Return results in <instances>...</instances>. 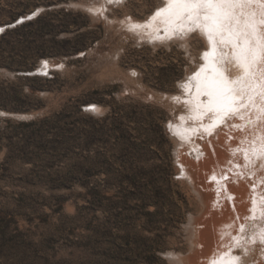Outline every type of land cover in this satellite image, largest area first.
I'll list each match as a JSON object with an SVG mask.
<instances>
[{
	"label": "rangeland",
	"instance_id": "374dc122",
	"mask_svg": "<svg viewBox=\"0 0 264 264\" xmlns=\"http://www.w3.org/2000/svg\"><path fill=\"white\" fill-rule=\"evenodd\" d=\"M162 1L122 0L97 14L87 5L103 0H0V25L47 12L0 40V264H190L206 259L209 225L215 244L229 237L238 218L223 225L231 215L208 177L240 151L219 144L222 167L170 129L185 110L172 97L207 41L195 30L154 41L125 23ZM27 50L48 56L33 69L6 65L29 60ZM43 60L53 63L47 74L28 73ZM14 91L28 110L12 109ZM177 152L197 166L194 180Z\"/></svg>",
	"mask_w": 264,
	"mask_h": 264
},
{
	"label": "bare ground",
	"instance_id": "6f19581e",
	"mask_svg": "<svg viewBox=\"0 0 264 264\" xmlns=\"http://www.w3.org/2000/svg\"><path fill=\"white\" fill-rule=\"evenodd\" d=\"M164 3L165 0H163L158 7H163ZM108 5L109 2L103 0V2L93 3L87 6L91 8V11L97 14H105V7L107 8ZM157 8L153 10L145 20H135L132 17H129L130 19L128 20L125 19L126 25L130 29L132 24L147 25ZM33 16L32 14L29 17L32 18ZM24 20L25 18L21 17L19 23L12 27H15ZM3 27L4 25H0V29H3ZM165 27L166 25L158 19L151 26L139 27L134 31L140 33V35H143L145 38L160 42L168 40L169 35H171V33L165 32ZM186 27H191V25H187ZM6 29L8 28L3 29V31ZM3 31H0V33H3ZM195 31L201 33L198 29ZM261 32H264V28L261 29ZM178 34L179 32L171 35V38L179 37ZM201 34L207 41V47L201 51L200 61L196 67L192 71H189L187 76L179 82L180 92L174 94L172 97L173 101L177 99V102L183 104L185 110L181 111L179 118L177 117L176 120L171 121L170 129L176 134L173 133L177 138L179 137V139H182V143L186 141L188 143V146H186L188 148H193L194 152H196L199 157L204 156L205 161L216 159L220 166L225 167L228 163V159L223 156L217 146H219V144L223 145L226 141H230L232 149L234 148L235 151H237V149L240 151L241 158L237 154L236 157L238 158L233 160V167L231 166L229 170H221V172L211 171L208 177L211 178L210 187L216 189V193L221 196L217 204L223 209H226L228 216L231 215L229 218L232 220H229L228 217V220L224 218L225 221L223 225H231L234 220L232 214L236 213L238 220L233 224L235 227L231 225L230 228H227L230 230L223 229V233L226 234V236L229 235V237L226 239L223 237V241L220 242L219 240V243L217 241V244H215L214 238L219 235L213 237L211 232H209L213 230L210 229L213 225H211L212 227L209 225V230L207 229L200 233V243L204 247L203 257L206 259L200 262L198 257L194 256L189 259L190 264H213V262H215V264H229V261L235 256L241 258L238 264H264V241L260 238L261 232L264 230V185H260L262 182L264 184V154L257 155L254 151V149H258L264 144V111H261V109H264V101H261L257 97L255 106H248L245 108H239V104H237L236 106L239 108V111L234 115L229 114V116L224 118L223 123L219 122L214 112L206 110L204 105L207 104L209 97L206 94L198 95L197 87L203 79L212 77L213 65L221 70L227 69L225 75L228 76L230 81L242 75V72L235 65L231 45L221 44L219 38H217L215 54H213V44L208 41L206 35L203 33ZM206 52L209 54L207 58L204 55ZM224 54H227V61L221 59ZM41 63V67L39 66L40 69L34 74H47L49 68L53 65V63L48 60H43ZM258 67L264 69V63H261ZM201 69H204V71H201ZM197 73H200L199 77H197ZM201 91H203V89H201ZM93 106L98 107L97 105ZM241 117H243V119H241ZM247 133L251 134L248 136ZM200 137H204L203 140L205 139V141H200ZM177 143L182 145L181 142L179 143V140ZM177 158L181 167L179 169L183 171L184 176L188 175L191 180H194L195 177H193L192 172H190V168L197 166L186 157L180 158L179 153ZM204 168L207 169L206 167ZM210 170L209 168V171ZM185 177L187 178V176ZM223 177H225V181H220V178ZM215 216L216 215H214V217ZM218 217L217 215L216 218L218 219ZM218 222L220 221L218 220ZM241 225L244 226L243 231H241ZM218 229L220 228L218 227ZM214 231L215 229L212 232L213 234ZM237 245H239V247H237ZM169 255L174 259L180 256L179 254H177V256L174 252H169Z\"/></svg>",
	"mask_w": 264,
	"mask_h": 264
},
{
	"label": "snow or ice",
	"instance_id": "6c2138e0",
	"mask_svg": "<svg viewBox=\"0 0 264 264\" xmlns=\"http://www.w3.org/2000/svg\"><path fill=\"white\" fill-rule=\"evenodd\" d=\"M108 2L121 3L122 0ZM158 19L166 25L165 32L171 35L177 32L187 35L198 29L213 44V54L217 38L221 44L232 46L235 65L242 75L230 81L225 75L227 69L213 65L212 77L203 79L197 87L198 95L209 97L204 107L214 112L219 122L223 123L229 114H236L239 108L255 106L257 97L264 101V69L258 67L264 63V32H261L264 0H165L164 6L157 8L147 25L132 24L131 30L151 26ZM204 55L207 58L209 54ZM221 59L227 61V54ZM254 151L257 155L264 154V144ZM243 229L241 225V231ZM260 238L264 241V230ZM240 259L239 256L232 257L229 264H238Z\"/></svg>",
	"mask_w": 264,
	"mask_h": 264
},
{
	"label": "trees",
	"instance_id": "16d2710c",
	"mask_svg": "<svg viewBox=\"0 0 264 264\" xmlns=\"http://www.w3.org/2000/svg\"><path fill=\"white\" fill-rule=\"evenodd\" d=\"M45 13V14H44ZM66 15L71 14L70 11L65 13ZM47 12H42L39 15H37L36 18L27 20L22 22L21 24L16 25L15 27L11 29H6L3 33L0 34V40L4 39L11 33H19L27 28H33L36 24L42 22L46 18ZM17 18V14H13L9 16L10 20H15ZM6 21V20H0ZM29 53V60L24 61L22 63H17V61L14 59L8 64H6L9 68L14 70H21V69H33L37 63V59L39 56H48L46 52H33V50H27ZM25 78H28L29 76H24ZM13 84V83H12ZM11 85V84H10ZM12 101H14L15 106L12 107L14 110H28L30 108L29 104L21 99V96L18 91H14L12 95ZM25 124V123H23Z\"/></svg>",
	"mask_w": 264,
	"mask_h": 264
},
{
	"label": "water",
	"instance_id": "95a60500",
	"mask_svg": "<svg viewBox=\"0 0 264 264\" xmlns=\"http://www.w3.org/2000/svg\"><path fill=\"white\" fill-rule=\"evenodd\" d=\"M32 14H33L34 16H36V15H37V11H36V12H33ZM32 14L27 15L26 18H28V17L31 16ZM20 20H21V18L17 19L16 21H14V22H12V23H10V24H8V25H7V24L4 25L3 29H5V28H11L13 25L19 23ZM36 72H38L37 69H35V70L31 71V72H28V73L32 75V74H34V73H36Z\"/></svg>",
	"mask_w": 264,
	"mask_h": 264
}]
</instances>
